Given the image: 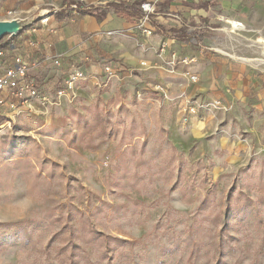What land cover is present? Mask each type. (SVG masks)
<instances>
[{"label": "rangeland", "instance_id": "1", "mask_svg": "<svg viewBox=\"0 0 264 264\" xmlns=\"http://www.w3.org/2000/svg\"><path fill=\"white\" fill-rule=\"evenodd\" d=\"M0 1V21L23 27L53 4ZM217 25L209 52L264 60L262 34ZM161 54L68 95L45 85L59 65L38 63L40 86L0 106V264H264L260 131L217 104L215 133H201L209 109L184 111Z\"/></svg>", "mask_w": 264, "mask_h": 264}, {"label": "crops", "instance_id": "2", "mask_svg": "<svg viewBox=\"0 0 264 264\" xmlns=\"http://www.w3.org/2000/svg\"><path fill=\"white\" fill-rule=\"evenodd\" d=\"M35 1L53 3L60 11L51 16L47 27L39 25L36 42L32 41L30 47L42 44L48 55H52L53 47H56L54 53L71 55L88 49L90 43H97L128 71L126 66L143 63L141 60H154L158 48L165 45L160 57L164 60V56L176 66L174 76L169 80L171 92L181 101L182 96L192 97L209 109L199 124L201 133L205 131L207 136L215 133L218 117L213 118L212 107L218 103L225 109L229 107L224 117L226 122L237 119L248 130L260 131L264 140V74L246 63L209 52L225 37L217 27L218 16L225 17L226 27L238 22L264 36V0H79L85 11L82 15L81 12L73 13L69 4L61 0ZM146 2L155 5V14L149 19L154 30L150 37H144L136 28L138 19L123 14L126 9L140 11L139 6ZM173 15L179 20H174ZM157 26L164 31L182 26L186 31L207 33L209 37L193 45L182 40L181 34L168 39L164 32H157ZM113 33H125L124 39L120 42L106 39V35ZM91 35L93 38L90 39ZM60 75L59 70L50 78ZM102 75L100 68L93 67L88 78L97 76L100 80ZM191 76L197 77V83L190 81Z\"/></svg>", "mask_w": 264, "mask_h": 264}, {"label": "trees", "instance_id": "3", "mask_svg": "<svg viewBox=\"0 0 264 264\" xmlns=\"http://www.w3.org/2000/svg\"><path fill=\"white\" fill-rule=\"evenodd\" d=\"M2 7V2L0 1V8ZM81 15L85 12L83 11L82 5L78 4V9L76 13ZM124 16L131 19H140L142 17L141 12L136 9H126ZM149 24L152 25L151 20ZM39 21L34 20L27 26H24L21 31L16 36L6 35L0 39V51H3L8 55L10 59L19 55L24 57L30 65L32 64H47L54 62L59 65L61 75L59 77H52L46 82V86L53 87V92L56 95L60 91H68L65 82L72 76L76 71L79 72L83 77H88L91 73L93 67L100 68L103 72L100 81L105 83L108 79V75L105 73L104 68L107 66L111 70V74L119 77L120 79L125 78L129 75L128 71L115 59L107 55L96 43L93 45L90 43L88 49H81L77 53L71 55H62V53L56 52V47H53L52 55L46 53L42 44L38 46H28V42H36L37 36L35 35L40 29ZM35 30L32 32V30ZM157 32H164L168 39H175L177 34H181L182 40H186L193 45L200 44L203 39L208 38L209 34L202 33L198 31H186L181 26L180 28H170L167 31L160 27H156ZM93 38L91 35L90 39ZM30 76H26L24 79H19L18 84L22 86L24 83L29 82ZM40 84L35 80L34 89L39 87ZM30 92V91H29ZM0 99L3 100L4 105L9 103H18L20 100L10 95L7 90L0 91ZM1 106V105H0ZM7 117H5L0 111V126L7 122Z\"/></svg>", "mask_w": 264, "mask_h": 264}, {"label": "built area", "instance_id": "4", "mask_svg": "<svg viewBox=\"0 0 264 264\" xmlns=\"http://www.w3.org/2000/svg\"><path fill=\"white\" fill-rule=\"evenodd\" d=\"M63 2H66L69 4V9L76 13L78 9L79 0H61ZM140 11L142 12V17L137 20V29L140 30V33L144 37H149L153 33V28L149 25V19L150 17L154 16L155 14V5L154 3L146 2L142 3L139 6ZM60 11V7L50 4L47 8L41 10L40 17L38 19L40 26L47 27L49 25V20L51 16H54L58 14ZM12 13L9 12V15ZM174 20H179V17L177 15L171 16ZM225 17L218 16V20L220 22H223ZM12 20V19H11ZM16 20V19H15ZM18 21V20H17ZM35 30L33 29L32 32ZM28 45H32V42H28ZM163 49H165V45H162L160 47V51L162 52ZM35 64L30 65L28 61L22 57V56H15L14 58L10 59L6 53L3 51H0V91L7 90L11 96L21 99L23 97V94L30 89L33 93L34 92V84L35 80L30 77L29 82L24 83L22 86H19L18 80L24 79L29 74V69L31 66H34ZM141 65H144V63H141ZM105 73L108 75V78L113 76L111 74V70L109 67L104 68ZM168 72L171 74L175 73V67L174 63L169 61V68ZM86 77H83L79 72H75L70 78L65 82L68 91H60L57 94L61 95L62 93H70V90L73 87V84L81 79H85ZM190 81L192 83H197V77L191 76ZM183 102H184V111L188 114H193L198 108H201V106H206L203 104H198L193 98L188 96H182ZM23 103V102H22ZM16 103H9L7 107L14 108ZM218 103H215L217 105ZM0 105H4V102L2 99H0ZM23 114V112H21Z\"/></svg>", "mask_w": 264, "mask_h": 264}, {"label": "water", "instance_id": "5", "mask_svg": "<svg viewBox=\"0 0 264 264\" xmlns=\"http://www.w3.org/2000/svg\"><path fill=\"white\" fill-rule=\"evenodd\" d=\"M22 28L23 26L15 19L0 21V39L6 35L15 36Z\"/></svg>", "mask_w": 264, "mask_h": 264}, {"label": "bare ground", "instance_id": "6", "mask_svg": "<svg viewBox=\"0 0 264 264\" xmlns=\"http://www.w3.org/2000/svg\"><path fill=\"white\" fill-rule=\"evenodd\" d=\"M218 51H220L221 53H223L224 55H227L237 61H240L242 63H247V64H250V65H263L264 64V60H260V59H249V58H241V57H236L234 55H230L228 54L227 52H225L224 50H221V49H218Z\"/></svg>", "mask_w": 264, "mask_h": 264}]
</instances>
